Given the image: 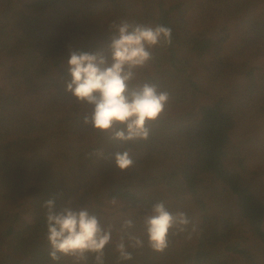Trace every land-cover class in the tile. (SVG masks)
Returning a JSON list of instances; mask_svg holds the SVG:
<instances>
[{"label": "trees", "instance_id": "obj_1", "mask_svg": "<svg viewBox=\"0 0 264 264\" xmlns=\"http://www.w3.org/2000/svg\"><path fill=\"white\" fill-rule=\"evenodd\" d=\"M114 22L171 29L130 83L169 94L146 140L96 132L66 88L70 51L111 62ZM49 199L111 226L104 264H264V0H0V264H73L50 259ZM160 202L190 220L163 252L145 224ZM129 235L143 247L120 261Z\"/></svg>", "mask_w": 264, "mask_h": 264}, {"label": "clouds", "instance_id": "obj_2", "mask_svg": "<svg viewBox=\"0 0 264 264\" xmlns=\"http://www.w3.org/2000/svg\"><path fill=\"white\" fill-rule=\"evenodd\" d=\"M112 27L117 35L110 44L111 62L100 53L70 51L67 64L71 80L66 88L78 102L92 106L91 116H85L84 123L91 124L96 132L121 143L146 140L150 125L164 113L169 94L158 91L153 84L131 88L130 83L135 79L134 70L151 59L149 48L161 43L171 44V29L163 25L152 27L127 22L119 25L114 22ZM114 159L122 171L134 163L127 150L115 153ZM43 206L47 210L46 239L51 248V260L67 257L73 264H79L92 254L96 264H104V249L112 240L111 226L103 228L98 217L87 208L74 211L65 207L56 211L54 199L47 200ZM145 224L150 247L163 252L169 246L170 233L186 232L190 220L184 212L173 215L160 202L152 207V214L146 217ZM132 226L131 220L123 225L125 229ZM128 240L130 243L126 246L122 237L116 246L120 261L132 259L128 247H143V241L138 237L129 235Z\"/></svg>", "mask_w": 264, "mask_h": 264}]
</instances>
